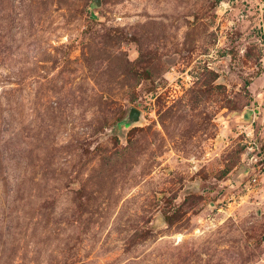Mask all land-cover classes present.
<instances>
[{
	"label": "rangeland",
	"instance_id": "374dc122",
	"mask_svg": "<svg viewBox=\"0 0 264 264\" xmlns=\"http://www.w3.org/2000/svg\"><path fill=\"white\" fill-rule=\"evenodd\" d=\"M0 264H264V0H0Z\"/></svg>",
	"mask_w": 264,
	"mask_h": 264
},
{
	"label": "water",
	"instance_id": "95a60500",
	"mask_svg": "<svg viewBox=\"0 0 264 264\" xmlns=\"http://www.w3.org/2000/svg\"><path fill=\"white\" fill-rule=\"evenodd\" d=\"M96 2H98V0H96Z\"/></svg>",
	"mask_w": 264,
	"mask_h": 264
}]
</instances>
